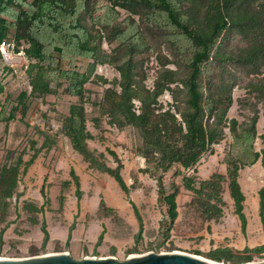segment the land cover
<instances>
[{"label":"rangeland","instance_id":"374dc122","mask_svg":"<svg viewBox=\"0 0 264 264\" xmlns=\"http://www.w3.org/2000/svg\"><path fill=\"white\" fill-rule=\"evenodd\" d=\"M24 1L38 8L40 14L49 9L45 4L48 0ZM119 3L121 6L116 11L122 24L107 28L100 26L97 20L102 15L103 5L110 2L88 0L87 8L80 13L79 26L88 32V48L95 52V57L77 59L73 64L63 61L58 68L39 56L28 36L25 16L21 21L0 16L3 41L15 43L16 51L24 53L28 59L25 64L11 67L0 54V259L26 260L68 253L75 260L113 258L124 262L148 254L183 253L223 264L264 262L260 257L246 262L243 257L229 253L227 250L233 248L230 245L236 238L225 236L224 229L217 234L212 231L209 223H220L224 213L233 212L234 203L227 179L220 184L216 199L211 198L216 192L203 185L208 180L199 174L205 158L232 152L233 137L239 138L246 132L256 111L249 83L261 77L249 76L246 70L233 64L224 68L218 62L211 63L202 78L205 91H209L212 83L220 87L222 81L228 85L227 89L232 87L234 104L227 117L228 121H238V134L226 128L222 141H212L213 127L209 126L214 116L208 114L202 154L189 164H177L163 173L155 159L144 154L138 130L119 114L108 97L121 94L118 69L129 62L137 88L152 91L164 69L178 71L179 82L170 87L172 90L182 88L189 53L177 49L172 40L173 31L163 27L160 15L151 13L136 0H119ZM5 5L20 15L24 13L14 1ZM128 24H135L141 36L133 47L119 40ZM246 46L247 42L236 32H229L221 45L228 54ZM53 58L58 59L59 55L54 54ZM67 72L73 75L69 77ZM78 74L84 79L77 78ZM71 84L82 85L81 96L70 94ZM160 103L164 110L173 111L179 119L180 111L186 108L184 97L174 98L171 91L165 92ZM74 105L84 109L87 130L91 134L87 141L89 148L102 154V162L110 168L121 165L129 194L111 175L93 169L72 147L64 132V123ZM131 107L138 116L141 107L138 97L133 99ZM258 133H261L259 137L264 135V120L258 121ZM242 136L241 143L245 138ZM250 139L245 146L247 149L263 147L261 138ZM240 150L244 149L240 147ZM76 178L80 183V196ZM243 185L248 194V213L250 217H259V189L264 185V176L252 167L245 169ZM161 189L170 199L177 191V200L181 203L172 226L165 222L167 207L161 200ZM218 199L223 204L217 202ZM205 205L217 207L221 214L217 212L211 220ZM134 206L144 224L141 235ZM43 221L50 233L47 244H44ZM234 226V222H230L228 228ZM103 232L104 239L98 243ZM263 245L264 234L260 233L251 249Z\"/></svg>","mask_w":264,"mask_h":264},{"label":"trees","instance_id":"16d2710c","mask_svg":"<svg viewBox=\"0 0 264 264\" xmlns=\"http://www.w3.org/2000/svg\"><path fill=\"white\" fill-rule=\"evenodd\" d=\"M8 1L19 4L24 9L23 15L8 8L5 5ZM136 1L149 9L151 13L160 15L164 23L163 27L173 31L172 40L176 43L177 49L187 50L189 53L188 71L185 78L181 80L182 88L171 89V85L179 82V73L170 69H164L152 91L137 88L129 62L118 69L121 73V94L114 93L113 97H108L117 107L119 114L138 130L144 154L147 158H154L163 173L177 164H189L202 154L206 142L208 114L214 116L213 123L209 126L213 127L212 141H222L226 128L232 134H238L240 127L238 121L235 119L228 121L227 117L234 104L232 87L227 89L228 85L222 81L220 87H215L212 83L209 85V91H205L202 78L205 69L211 63L218 62L224 68L227 64H233L246 70L249 76L261 77L249 83V92L254 96L256 111L246 132L242 134L245 138L241 143L239 140L243 136L239 138L234 136L233 151L223 153V161L228 166L227 177L214 174L203 183L204 187H209L216 192L211 198L217 199L219 198L218 190L221 189L220 184L228 180L235 214L245 233L248 220L244 212L246 196L238 180L240 170L259 160L264 168V135L261 137L257 135L258 121L261 115L264 116V0L261 2L257 0ZM108 2L110 5H103L102 15L98 17L97 22L102 27L117 28V25L122 23H119L120 15L116 8L121 5L119 0H108ZM45 4L49 6V9L47 13L40 14L38 8L27 4L24 0H0V16L14 21H21L25 16L29 28L28 36L36 46L39 56L54 67L58 68L63 61L73 64L77 59L95 57V52L88 48L90 42L88 32L79 26L80 13L87 8L88 0H48ZM4 24H7V21H4ZM11 26L14 27L13 24ZM135 27V24L126 25L119 40L133 47L141 39ZM229 32H236L247 42V46L230 54L223 51L221 45ZM2 41L0 33V43ZM134 51L133 49L131 53ZM54 54H58L59 58L54 59ZM66 74L69 77L73 75L72 72ZM77 78L84 79L80 74ZM210 82L211 80L208 81ZM213 88H216V91H213ZM68 89L72 96L79 97L83 93L81 84H71ZM166 91H171L174 98L184 97L186 108L180 111V119L173 111L163 109L160 99ZM136 97L141 102L138 116L132 112L131 107ZM227 122L228 127L225 126ZM64 132L74 150L80 153L93 169L111 175L120 188L129 194V187L121 173V165L116 169L110 168L102 162V154H97L89 148L87 141L91 138V134L87 130L83 107L78 105L71 107L64 123ZM250 137L262 139L263 148L260 152L251 147L249 149L245 147L251 140ZM240 147L244 150L241 151ZM76 180L78 196H80L79 179L76 178ZM161 194V200L165 201L164 204L167 207L165 222L172 226L178 217L177 191L171 199L165 196L164 189H161ZM217 202L223 204L221 199ZM205 207L211 214L209 217L211 220L217 216V212L221 214V210L215 206L205 205ZM134 208L140 223L139 235H141L144 229L143 220L138 209L135 206ZM259 215L264 227V185L259 191ZM3 232L5 229L2 234ZM42 232L44 244H47L50 233L46 221L42 223ZM103 239L104 232L99 236L98 243H101ZM227 251L243 257L246 262L252 261L254 257L264 258V245L255 249L245 248L239 251L231 248Z\"/></svg>","mask_w":264,"mask_h":264},{"label":"crops","instance_id":"0c3cea01","mask_svg":"<svg viewBox=\"0 0 264 264\" xmlns=\"http://www.w3.org/2000/svg\"><path fill=\"white\" fill-rule=\"evenodd\" d=\"M260 120H264L263 115L262 118H260ZM260 135L261 133H258V136ZM262 148L261 147L257 148L256 151L260 152ZM227 167H228L227 164L224 163L223 161V153H217L215 156H211L210 158H205L202 161L199 167V174L204 180H209L215 173L227 175V171H228ZM251 167L252 169L254 168V170L261 173L262 176H264V168L262 166L261 160L257 161L255 164L251 166H247L242 170H240V175L238 180L246 196L245 209H244V212L248 220L246 232L243 233L241 222L238 216L235 214L234 209L232 213H224L220 219V223L216 221H211L209 223V225L212 227V231L215 234H217L220 231V229H224V231L227 232L224 233L225 236H230V235L234 236L236 238V242L232 243L230 246L239 251H242L245 248H253L256 238L260 237V233L264 234V227L260 215L259 217L257 215L254 217H250V214L248 213V207H247L248 194L245 191L243 185V172L245 169H251ZM177 204H178V211H180L181 203L179 202V199L177 200ZM257 208H255V212ZM230 222H234L235 226L233 229L228 228Z\"/></svg>","mask_w":264,"mask_h":264},{"label":"water","instance_id":"95a60500","mask_svg":"<svg viewBox=\"0 0 264 264\" xmlns=\"http://www.w3.org/2000/svg\"><path fill=\"white\" fill-rule=\"evenodd\" d=\"M0 264H223L202 257L187 255L183 253L172 254H148L142 257L130 258L124 262L116 259L85 258L73 259L68 253L51 254L26 260L0 259ZM249 264H264L249 263Z\"/></svg>","mask_w":264,"mask_h":264},{"label":"built area","instance_id":"2783aa9c","mask_svg":"<svg viewBox=\"0 0 264 264\" xmlns=\"http://www.w3.org/2000/svg\"><path fill=\"white\" fill-rule=\"evenodd\" d=\"M0 53L2 58L11 66L18 64H25L28 59L25 57L24 53L16 51L15 43H11L7 40L1 42Z\"/></svg>","mask_w":264,"mask_h":264}]
</instances>
